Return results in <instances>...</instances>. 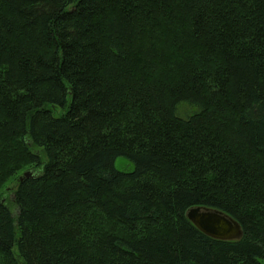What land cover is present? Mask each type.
<instances>
[{"label":"trees","instance_id":"16d2710c","mask_svg":"<svg viewBox=\"0 0 264 264\" xmlns=\"http://www.w3.org/2000/svg\"><path fill=\"white\" fill-rule=\"evenodd\" d=\"M262 259L264 0H0V264Z\"/></svg>","mask_w":264,"mask_h":264},{"label":"water","instance_id":"95a60500","mask_svg":"<svg viewBox=\"0 0 264 264\" xmlns=\"http://www.w3.org/2000/svg\"><path fill=\"white\" fill-rule=\"evenodd\" d=\"M33 171H26L21 180L34 177ZM192 223L204 234L219 240H238L243 237L241 224L222 210L194 206L187 213Z\"/></svg>","mask_w":264,"mask_h":264},{"label":"rangeland","instance_id":"374dc122","mask_svg":"<svg viewBox=\"0 0 264 264\" xmlns=\"http://www.w3.org/2000/svg\"><path fill=\"white\" fill-rule=\"evenodd\" d=\"M196 110L195 107L183 103L179 106V114L181 116H187L188 114L194 112ZM115 166L118 170L124 171V172H131L135 169V163L126 156H119L115 160ZM11 186V185H10ZM264 262V259H262Z\"/></svg>","mask_w":264,"mask_h":264}]
</instances>
